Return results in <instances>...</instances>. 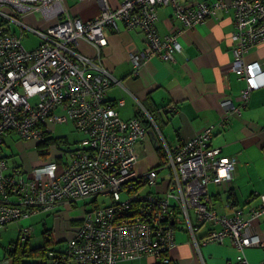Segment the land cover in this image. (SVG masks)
Masks as SVG:
<instances>
[{
    "label": "built area",
    "instance_id": "1",
    "mask_svg": "<svg viewBox=\"0 0 264 264\" xmlns=\"http://www.w3.org/2000/svg\"><path fill=\"white\" fill-rule=\"evenodd\" d=\"M100 1L99 16L84 22L67 13L63 0H0V230L51 213L58 205L90 199L93 208L84 211L64 253L56 258L49 252L50 262L119 264L148 258L151 264H174L175 226L185 225L198 250V226L210 222L218 228L202 245L229 240L237 251L234 264H251L244 251L264 246L263 238L249 234L253 222L264 217V196L257 197L261 206L247 214L238 210L226 215L210 205L208 195L209 184L220 186L233 179L238 163L235 156H222L220 148L210 145L214 129L225 127V116L187 141H162L160 162L142 166L136 148L147 136V127L139 118L119 117L123 100L106 101L115 80L100 53L108 44L106 31L140 30L144 48L129 55L137 74L152 57L172 63L182 50L178 38L185 29L230 14V69L245 80V88L237 105L225 99L220 106L239 117L251 93L264 88V68L243 59L250 48L264 42V0H119L115 9ZM159 6L170 7L171 18L179 23L163 36L155 27ZM35 12L45 22H57L43 30L29 26L24 17ZM25 31L39 39L30 50L22 45ZM80 40L95 49L94 57L78 52ZM68 122L83 139L72 149L59 143L57 147L66 146V151L47 160L55 126ZM10 134L41 147L39 161L27 172L8 168L2 155L3 140ZM145 187L156 192L140 190ZM99 197L109 203L97 204ZM30 235L29 228L20 230L19 247L15 242L10 248L26 246ZM257 264H264V259Z\"/></svg>",
    "mask_w": 264,
    "mask_h": 264
},
{
    "label": "crops",
    "instance_id": "2",
    "mask_svg": "<svg viewBox=\"0 0 264 264\" xmlns=\"http://www.w3.org/2000/svg\"><path fill=\"white\" fill-rule=\"evenodd\" d=\"M106 1L110 9H115L119 3V0ZM63 5L70 16L84 22L96 19L102 8L100 0H63ZM32 15L25 16L24 22L41 30L57 22H45L43 19L39 22ZM157 16L155 27L161 36L179 25L171 18V8L168 6L157 7ZM232 31L233 20L230 14H221L219 20L208 19L192 29H185L178 38L182 50L174 55L172 63L152 57L141 65L137 74L134 73L129 55L141 52L144 48L140 30L120 27L118 31H106L108 44L101 48L100 53L102 64L115 80L107 93L106 101L115 104L118 100H123L124 106L117 108L118 115L123 120L139 118L141 115L143 120L149 121L145 114L148 113L154 122L153 125L149 121L147 125V131H152L153 137L147 134L136 148L139 159H144L141 161L142 166L154 167L160 162L159 147L162 141L171 145L187 141L205 127L219 123L225 116V127L214 129L210 145L220 148L222 156H235L238 163L229 183L220 186L209 184L207 189L210 205L218 213L226 215L238 210L247 214L251 208L261 206L257 197L264 196V88L251 93L239 117L220 106V102L225 99L237 105L238 96L245 88V80L230 69L233 59L230 40ZM77 50L89 57L96 54L95 49L83 40L78 42ZM243 59L245 63L257 62L264 68V42L250 48ZM142 119L140 120L143 121ZM5 139L18 140L14 134L5 137L3 143ZM34 151L35 159L29 165H11V168L27 172L39 161L40 154L36 144ZM74 205H58L51 213L46 214L55 220L62 211H67ZM82 216L68 220L75 223ZM76 228L77 226L74 229ZM217 228L210 222L198 226L197 250L185 225L177 224L175 246L171 251L173 263L234 264L237 251L229 240H225L223 244L202 245V240L209 232ZM249 234L259 235L264 241V217L253 222ZM54 235L52 228L44 238L57 244L67 238L54 239ZM244 252L251 264L264 259L262 245L248 248ZM152 262L150 259L149 264Z\"/></svg>",
    "mask_w": 264,
    "mask_h": 264
},
{
    "label": "rangeland",
    "instance_id": "3",
    "mask_svg": "<svg viewBox=\"0 0 264 264\" xmlns=\"http://www.w3.org/2000/svg\"><path fill=\"white\" fill-rule=\"evenodd\" d=\"M215 1V0H211ZM32 15V14H30ZM34 20L41 22L42 15L39 12H35ZM30 26V25H29ZM17 32H19V28L17 26H13ZM26 32V31H25ZM39 43V39L31 33H25L22 38V45L30 50L36 47ZM53 137H64L67 139V143L69 144V149H72L78 141L83 139V134L74 130V127L71 122L67 124H58L55 126ZM58 144L53 143L50 146V154L45 155L44 158L47 160H55L57 157L62 155L64 151H66V146L57 147ZM35 143L23 141L21 139H5V142L2 144L1 151L3 156L8 157L6 159L8 168H11V165H29L31 161L35 159V151H34ZM146 158V156H144ZM143 161L144 159H139ZM143 192H152L155 193L156 189L152 188L151 190L147 187L141 188ZM123 198V196H122ZM90 199L85 201H80L73 208L67 209V211H62L60 213V217H57L55 220L52 218L51 215L43 213L37 214L35 216L29 217L27 219H23L21 221L13 222L7 226H5L2 230H0V264H12V258L5 257L6 249L12 246L15 242L18 243L19 241V231L29 228L31 230V235L29 236V241L26 242L25 249L31 248L32 250L38 248L41 244L45 243L46 234L50 232L52 228H54V239H60L61 237L66 238L65 241H62L57 244V246H61L65 248L67 246V240L71 234V230L76 227L75 223L70 222L69 218H78L84 214L85 210H90L93 208L94 204L89 203ZM104 202V203H102ZM109 199L105 198H97V204L104 205L108 204ZM48 230V232H45ZM24 245V242L21 243ZM19 247V243H18ZM31 254V253H29ZM8 258V259H6ZM24 263H40L46 262V259L38 255H31L26 257L22 260ZM150 259L148 258H141L131 261L121 262L120 264H149Z\"/></svg>",
    "mask_w": 264,
    "mask_h": 264
},
{
    "label": "trees",
    "instance_id": "4",
    "mask_svg": "<svg viewBox=\"0 0 264 264\" xmlns=\"http://www.w3.org/2000/svg\"><path fill=\"white\" fill-rule=\"evenodd\" d=\"M204 2H210V1H204ZM149 111V110H148ZM151 112V111H149ZM139 118H141V115H139ZM143 120V119H142ZM145 126L148 128V124H149V121L148 120H143L142 121ZM48 142L50 143H56V144H59V143H63V144H68L67 143V139L64 138V137H50L48 139ZM40 145L38 146V151H39V154H40ZM82 220V219H81ZM81 220L79 221V223H76V226L79 227L80 224H81ZM45 232H47L45 230ZM57 243L56 242H53L51 239H45V243L41 244L38 248L32 250L31 248H28L27 250L25 249V246H22L21 248H7L5 253V257H10L12 258V264H29V263H24L22 260L26 257H29L31 255H38L40 257H42L43 259H46V262L42 261L40 263H37V264H54L52 262L49 261L50 257H49V252H53L55 253L57 256H55L56 258L60 257L61 254L64 253V248H62L61 246H57L56 245ZM31 253V254H29ZM8 259V258H6ZM32 264H35V263H32ZM61 264V263H59Z\"/></svg>",
    "mask_w": 264,
    "mask_h": 264
},
{
    "label": "water",
    "instance_id": "5",
    "mask_svg": "<svg viewBox=\"0 0 264 264\" xmlns=\"http://www.w3.org/2000/svg\"><path fill=\"white\" fill-rule=\"evenodd\" d=\"M147 134H150L153 137L152 131H147Z\"/></svg>",
    "mask_w": 264,
    "mask_h": 264
}]
</instances>
